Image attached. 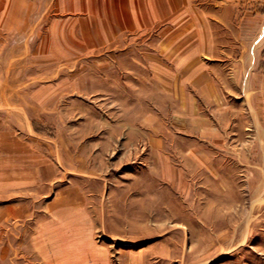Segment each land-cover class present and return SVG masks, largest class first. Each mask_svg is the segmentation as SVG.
<instances>
[{
    "label": "rangeland",
    "instance_id": "1",
    "mask_svg": "<svg viewBox=\"0 0 264 264\" xmlns=\"http://www.w3.org/2000/svg\"><path fill=\"white\" fill-rule=\"evenodd\" d=\"M152 44L92 52L89 75L77 62L59 76L74 90L58 112L28 108L27 171L42 177L27 188L28 256L34 213L53 204L86 213L107 264H264L259 123L232 79L197 88Z\"/></svg>",
    "mask_w": 264,
    "mask_h": 264
},
{
    "label": "crops",
    "instance_id": "2",
    "mask_svg": "<svg viewBox=\"0 0 264 264\" xmlns=\"http://www.w3.org/2000/svg\"><path fill=\"white\" fill-rule=\"evenodd\" d=\"M138 41L164 44L197 88L232 79L227 89L251 108L264 152V0H0V109L11 115L0 120V264H107L86 213L53 204L32 216L28 256L27 188L42 177L37 164L27 171V154L37 151L23 131L35 122L28 108L66 104L59 97L74 88L60 75H73L77 62L89 75L92 52ZM82 89L89 93V83Z\"/></svg>",
    "mask_w": 264,
    "mask_h": 264
},
{
    "label": "bare ground",
    "instance_id": "3",
    "mask_svg": "<svg viewBox=\"0 0 264 264\" xmlns=\"http://www.w3.org/2000/svg\"><path fill=\"white\" fill-rule=\"evenodd\" d=\"M183 108V107H182ZM256 218V217H255ZM245 220V219H244ZM249 220V219H248ZM243 224V223H242ZM244 226V225H243ZM250 227V226H249ZM246 228V227H245ZM252 229V228H251ZM236 231V230H235ZM236 234V233H235ZM234 234V235H235ZM250 234H251V232H250ZM246 234H244V236H245ZM230 237V236H229ZM241 240V239H240ZM244 240V239H243ZM233 241V240H232ZM232 244V243H231ZM235 248V247H234Z\"/></svg>",
    "mask_w": 264,
    "mask_h": 264
}]
</instances>
